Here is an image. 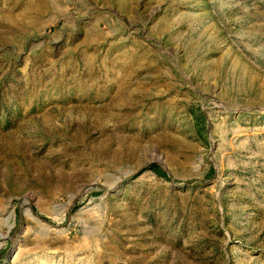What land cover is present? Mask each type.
Listing matches in <instances>:
<instances>
[{
	"label": "rangeland",
	"instance_id": "obj_1",
	"mask_svg": "<svg viewBox=\"0 0 264 264\" xmlns=\"http://www.w3.org/2000/svg\"><path fill=\"white\" fill-rule=\"evenodd\" d=\"M0 264H264V0H0Z\"/></svg>",
	"mask_w": 264,
	"mask_h": 264
}]
</instances>
